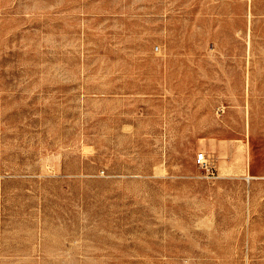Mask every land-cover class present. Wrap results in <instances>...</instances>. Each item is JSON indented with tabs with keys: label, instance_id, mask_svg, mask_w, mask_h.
<instances>
[{
	"label": "rangeland",
	"instance_id": "obj_1",
	"mask_svg": "<svg viewBox=\"0 0 264 264\" xmlns=\"http://www.w3.org/2000/svg\"><path fill=\"white\" fill-rule=\"evenodd\" d=\"M0 264H264V0H0Z\"/></svg>",
	"mask_w": 264,
	"mask_h": 264
},
{
	"label": "built area",
	"instance_id": "obj_2",
	"mask_svg": "<svg viewBox=\"0 0 264 264\" xmlns=\"http://www.w3.org/2000/svg\"><path fill=\"white\" fill-rule=\"evenodd\" d=\"M196 163L200 168L206 169L208 172L212 169L208 162L207 153L200 152L196 155Z\"/></svg>",
	"mask_w": 264,
	"mask_h": 264
}]
</instances>
